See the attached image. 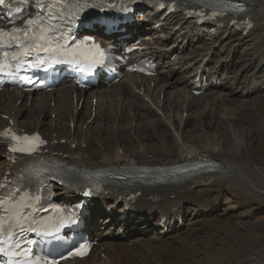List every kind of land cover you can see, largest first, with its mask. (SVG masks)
Instances as JSON below:
<instances>
[{
	"label": "bare ground",
	"instance_id": "1",
	"mask_svg": "<svg viewBox=\"0 0 264 264\" xmlns=\"http://www.w3.org/2000/svg\"><path fill=\"white\" fill-rule=\"evenodd\" d=\"M226 1L244 2L248 6L243 19L249 17L254 22V28L246 34L247 36L255 32L260 34L262 31L264 34V0ZM156 13L148 11L146 16L153 18ZM186 16L187 13H182L181 16L171 15L164 20L165 26L160 31L151 27L148 28L150 31L148 35L141 36V45L148 46L152 57L163 63V69L154 79L156 82H163L158 90L152 89L150 82L145 83L143 80H138L136 75L129 74L119 85L113 87L87 92L71 84L65 87L67 93L57 90L48 94H39L30 102L25 94L17 90H14V94L7 91L0 94V131L11 126V123L21 133L41 131L48 139L45 150L48 153H57L59 158L72 165L84 168L146 167L151 170L150 180L153 181L161 175L160 169L174 171L185 162L199 158H207L216 163V166L207 173L191 172L179 185L163 186L159 190L142 194L133 204L123 201L115 209V201L111 202L108 206L118 213L117 216L106 218L103 222L105 227L90 220L87 222L88 229L83 230L84 234L88 232L98 234V238L101 239L100 245L103 247V251L99 249L84 264H177L176 257H179L181 251L183 252L187 246L195 247L199 242L204 247V254L210 264L212 258L215 264H264V243L257 241L258 243L256 242L250 249L244 247L240 257L236 256L238 258L235 257L234 261H228L229 258L214 256L213 251H209L210 247H207L208 242L222 240L213 235L212 238L207 239L200 231L203 223L224 216L226 210L243 207L246 202L259 200L264 206V166L259 165L254 158L257 151L255 133L254 129L248 130L244 127V122L250 115H245L243 112L247 107L246 104L255 102L254 114L259 116V108L264 106V95H262L264 87L254 84L251 87L245 85L237 94L236 88L243 79L240 69H236L233 64L226 65L228 81H224L221 86H216L210 81L216 75L215 68L219 63L217 60L211 67L209 66L214 61L215 50L223 52L228 48L223 59L235 52L234 55L237 57L235 64L239 65L242 62V55L238 50L242 49V42L246 37H242L243 34L239 31L241 25L238 23L231 24L230 20L214 22V35H211L213 49L202 44L203 49L196 58L191 54H182L187 46L177 43L180 37L188 38L192 42L198 38L202 40L204 35L200 33L202 27L199 26L198 18L195 16L189 23H194V29L181 26L180 31L174 33L177 34L174 43L164 46L163 41L167 39L164 35L166 25L176 18L181 22ZM161 21L163 20L159 17L157 22ZM183 29H186L184 34L181 31ZM160 32H163L161 36ZM97 39L103 44L112 43V40L104 41L100 37ZM130 41L132 42L131 39L121 40L119 43ZM231 41H237L239 47L230 46ZM175 52H178L176 59L180 58V60L178 62L168 60ZM248 68L251 69L252 64H249ZM203 76L207 77L208 86L205 94L198 97L193 94L197 85L195 80ZM255 76L256 73L253 71V78ZM128 86L129 89L126 90ZM169 86L174 88L173 98L167 97L168 92L164 89ZM142 88L144 95L139 96L137 90ZM69 92L71 95L68 94ZM58 94L60 95L57 96ZM116 95L120 96L118 102L114 100ZM253 95L258 97L247 101ZM2 99L5 101L1 103ZM81 100H84L83 106L78 110ZM52 102L56 103L53 109ZM158 111L165 114L164 118L157 116ZM26 112L27 116L24 120L21 115ZM36 113L38 114L36 118L30 120V116ZM49 113L55 114L57 118L56 123L51 127L41 120ZM184 113H187L186 119L183 118ZM4 115L7 120L1 117ZM92 116L95 118L88 124ZM99 118H103L106 124L112 126L94 128ZM79 121L83 126L86 124L85 129L78 125ZM262 122L257 124L260 125ZM71 124L74 127H71ZM84 145H86L85 149ZM7 149L6 146L0 147V184L4 176L16 167V164L8 159ZM92 158L96 160L93 161ZM207 189L218 191L195 197V191L205 192ZM223 192H227L233 198L234 206H229L230 209H222V205L216 207ZM59 195L70 202L76 200V195L67 190H62ZM105 201L106 199L103 203ZM184 203L190 204V211L200 207L203 214L205 213L204 218L191 221L187 225L183 223L181 226L179 219L187 217L186 210L182 209ZM128 204L131 209L126 217L121 219V213ZM154 214H158L156 223L165 218L167 224L171 226L172 221H175L173 227L169 228V232L174 233L173 235L168 237L163 232H158L149 238L134 239L136 243L133 242L134 244L131 245L125 239L116 242L113 236L105 241L102 240V237L107 235V231H112L114 226H119L118 231L122 229L129 231L130 227L127 223L129 217L140 220ZM219 223V230L223 225L227 226L224 222L219 221ZM254 224L237 223L244 228L245 235L251 238L255 235L252 232ZM237 225L235 228L238 227ZM103 254L105 259H102ZM203 261L204 258L196 257L191 260V264H203ZM67 264L80 263L67 262Z\"/></svg>",
	"mask_w": 264,
	"mask_h": 264
},
{
	"label": "snow or ice",
	"instance_id": "2",
	"mask_svg": "<svg viewBox=\"0 0 264 264\" xmlns=\"http://www.w3.org/2000/svg\"><path fill=\"white\" fill-rule=\"evenodd\" d=\"M28 4L31 0H19ZM38 8L42 9L36 17L29 19L24 28H12L8 31L0 30V74L17 75L27 72L33 62L37 65L48 63H71L79 65L87 62L89 69L94 65H103L106 59V49L99 44L85 40L80 44L69 46L67 33L71 29L67 22L75 18V10L87 6V0H35ZM5 0H0L4 5ZM164 7L163 4L160 5ZM251 26V25H249ZM47 56L45 60L42 57ZM85 71L84 68L80 69ZM24 82L30 77L20 76ZM10 130L0 134L7 137ZM13 144L10 152L31 154L44 141L36 136L19 137L14 133L10 135ZM23 142V146H18ZM8 184L0 185L7 188ZM19 189L7 191L0 196V260L3 264H59L56 259H49L46 255H38L31 245L36 241L22 239L21 234L34 232L37 236H53L59 230V224H53L43 218L37 220L30 209L43 210L36 205L42 199L38 191L25 197H17ZM89 195V192H85ZM65 221L61 220L60 224ZM90 247L88 243L80 244L71 255H84ZM62 259L67 257H61Z\"/></svg>",
	"mask_w": 264,
	"mask_h": 264
},
{
	"label": "rangeland",
	"instance_id": "3",
	"mask_svg": "<svg viewBox=\"0 0 264 264\" xmlns=\"http://www.w3.org/2000/svg\"><path fill=\"white\" fill-rule=\"evenodd\" d=\"M177 21H178V19H177ZM187 27L191 28L190 24ZM212 27L213 26H208L207 29H210ZM194 28H195V26L193 27V29ZM209 32L203 33L204 34L203 37L205 35H208V38H207L206 42L203 43V44L205 46H207V47L212 48L213 40L211 38V35H214L213 34L214 31L210 30ZM245 36H246V40L244 42H242L243 43L242 44V49L238 50V53L242 55L241 65L245 66L252 59H257V65L258 66L260 65V69L259 70H264V34H263V31L260 34H256V32H255L251 36H247V35H245ZM243 37H244V35H243ZM237 43H238L237 41H231L230 42V46H233L234 48L239 47V45ZM198 46H200V44ZM201 51H202V49L198 48L195 51V53L198 54ZM227 51H228V48L225 51L220 52V53L223 55ZM242 52L244 54H242ZM223 62L226 63L225 59H223ZM253 96H256V95H253ZM250 99H252V98H250ZM247 101H249V99ZM254 103L255 102L250 103V104H246L247 107H245L243 109V112H245V115H248V114L250 115L249 118L247 119V121L244 122V127L247 128L248 130L254 129V133H255L254 137H255V140L257 142V144H255V149L257 148V151H258V152L256 151V153L254 155V158H256V161H257V163L259 165L264 166V144H262V143H264V140H262V139H264V130H263L264 129V127H263L264 126V106L259 108V110H260L259 111V116L260 117H259L258 114H254V111L256 109V108H254ZM51 104H52L51 108L52 109L55 108L56 103L53 102ZM28 112H29V108H28ZM26 114H27V112L24 113V114L22 113V115H21V117L24 120H25V117L27 116ZM37 115H38L37 113H36V115L35 114L31 115L30 116V118H31L30 120H32V118L35 119ZM158 116H162L163 117V115H161V114H159ZM186 117L187 116H185V118ZM253 118L256 120V122H255V120ZM41 120H44L46 122V124H48V126L51 127V126L54 125V123H56L57 118H56V115H55V118H54L52 116V114L49 113L47 117L41 118ZM249 120H251V121H249ZM257 122H262V123L260 125H258ZM102 126H104L106 128L107 127L109 128L112 125L105 124V123H103V121L100 122L98 120L94 124V127H102ZM80 127H83V125L80 126ZM92 160L95 161L96 158H92ZM212 191L214 192V191H218V190L207 189L205 192L199 190V191H197L198 194L196 193V191L194 192L195 195H196V196L195 195L194 196L195 197H202V195L206 196L207 193H212ZM220 205H222V209H224V208H226V209L229 208L230 209L229 206L233 207L234 204H233V198L231 197V195H229L227 192H225V193L223 192V196H221L219 204L216 205V207L218 208ZM184 206H185V210H186V213H187V217H186V219H184V225H187L191 221H198V219L200 220V219L204 218V214L205 213L203 214V212H202L200 207L197 208L194 211H192V210L190 211L189 210V208H191L190 204H185ZM192 209H194V208L192 207ZM225 212L226 213H225L224 216L221 215V216L217 217V219H214V220L212 218L206 224L200 223V224H202V228L200 229V231H202L201 235L206 236L207 239L208 238H212V235H213L215 237L218 236V238H220L222 240V241H219V242H218V240H214V241H211V242L207 243V247L208 248L210 247L209 251L212 250L213 253H214L213 254L214 256H218V257L221 256V257H224V258H229L228 261H232V260L234 261L236 258H238L236 256L241 255L242 254L241 251L244 250L245 248L246 249L247 248L250 249L251 247L254 246V244L257 241L259 243H261V242L264 243V217H263L264 216V206H263L261 201L257 200L255 202H246L245 206H243V207H239V208L237 207L235 209L231 208L230 210H226ZM219 221L220 222H224V224H227V226L223 225V227L220 228V230H219V228H218L219 225H220ZM240 222L246 223V224L255 223L254 227H252L253 230L255 229L254 231L252 230V232L255 234L253 238L248 237V236L245 235L244 228H242V227L237 225V223H240ZM235 225H237L238 227L235 228ZM217 232H219V233L217 234ZM243 236H245L246 238L243 237ZM257 236H259V237H257ZM240 237H242V238H240ZM255 237H256V239H255ZM135 238H137V237L130 238L128 240V244H130V245L134 244L135 243L134 242ZM247 238H248V240H247ZM224 244H225V246H224ZM211 247H213V248H211ZM214 248H215V250H214ZM216 250H217V252H216ZM196 257L204 258L203 264H207V262H208V264H210V262L207 261V256L204 254V247L201 245V242H199L198 245H195V247L194 246L185 247L183 252L181 251V253L179 254V257H176V259L178 261L177 264H191V260L193 258L195 259ZM180 258H181V260H180ZM212 259L214 260V258H212ZM213 260H212L211 264H215L216 263V262L214 263Z\"/></svg>",
	"mask_w": 264,
	"mask_h": 264
}]
</instances>
